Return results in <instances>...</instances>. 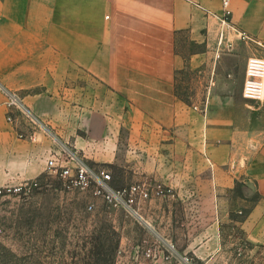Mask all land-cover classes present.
<instances>
[{
	"label": "crops",
	"instance_id": "obj_1",
	"mask_svg": "<svg viewBox=\"0 0 264 264\" xmlns=\"http://www.w3.org/2000/svg\"><path fill=\"white\" fill-rule=\"evenodd\" d=\"M222 10L221 0H0V80L51 131L19 138L0 91V185L41 178L52 153L69 144L117 188L151 180L171 189L142 202L145 223L127 213L125 261L148 260L143 250L155 247L148 264H209L222 254L221 215L231 213L244 215L248 241L264 244V125L243 95L247 61L264 51L226 31L240 92L212 88L204 112L177 93L182 70L203 54L221 59L214 13ZM232 11L241 31L264 42V0H233ZM182 32L205 40V53L187 62L177 50Z\"/></svg>",
	"mask_w": 264,
	"mask_h": 264
},
{
	"label": "rangeland",
	"instance_id": "obj_2",
	"mask_svg": "<svg viewBox=\"0 0 264 264\" xmlns=\"http://www.w3.org/2000/svg\"><path fill=\"white\" fill-rule=\"evenodd\" d=\"M249 36L252 39H243L249 42L245 45H252L256 53L264 51V42ZM233 42L234 38L230 44ZM222 47L223 55L217 62L216 54H203L207 43L202 38L194 39L188 32L180 33L177 38V50L187 62L194 54H203L197 67L189 66L179 73L177 84L179 96L202 112L212 88L217 86L221 92L239 93L242 87L240 61L231 54V45L223 43ZM0 83L8 87L1 80ZM8 88L25 101L20 90ZM251 101L258 124L264 125V102ZM7 116L8 109L6 120L10 123ZM37 180L40 184L28 192L0 195V264H148L150 259L136 257L135 261L132 254L130 259L134 261H125L120 237L132 220L126 211L111 206L91 190L68 189L56 174L48 172ZM20 183L7 182L0 187ZM236 192H242L241 185ZM233 200L230 197L223 202L232 205ZM243 216L221 215L222 254L209 264H264V244L255 245L246 239L238 223ZM136 251L141 252V249ZM194 263L199 264V261L194 260Z\"/></svg>",
	"mask_w": 264,
	"mask_h": 264
},
{
	"label": "built area",
	"instance_id": "obj_3",
	"mask_svg": "<svg viewBox=\"0 0 264 264\" xmlns=\"http://www.w3.org/2000/svg\"><path fill=\"white\" fill-rule=\"evenodd\" d=\"M221 3L222 13H214L221 23L219 43L223 44L224 41H229L228 32H226L229 30L240 35L242 39H252L233 23V0H221ZM195 5L203 8L200 4L195 3ZM0 89L5 95L4 105L8 109V121L19 128V138L36 140L39 132L51 133L49 126L16 91L1 83ZM243 95L247 99L264 102V55L254 54L249 57ZM195 108L197 109L198 106ZM47 165L48 171L58 175L68 189L91 190L95 196L102 197L111 206L123 209L130 216L143 223H145V219L141 214L142 202L155 196L165 197L171 192V189L165 184L151 180L117 188L113 185L112 175L106 168L88 163L69 144H62L55 150L48 159ZM39 184L38 180H33L18 185H6L3 188L0 187V195L5 192H28ZM174 249V245H170V250L173 251ZM143 252L148 259H154L156 256L155 247H147ZM172 256H174L173 252L164 258L170 261ZM182 259L190 263L188 257L182 256Z\"/></svg>",
	"mask_w": 264,
	"mask_h": 264
},
{
	"label": "trees",
	"instance_id": "obj_4",
	"mask_svg": "<svg viewBox=\"0 0 264 264\" xmlns=\"http://www.w3.org/2000/svg\"><path fill=\"white\" fill-rule=\"evenodd\" d=\"M180 97H181L183 100H185L184 97H182V96H180ZM185 101H186V100H185Z\"/></svg>",
	"mask_w": 264,
	"mask_h": 264
}]
</instances>
